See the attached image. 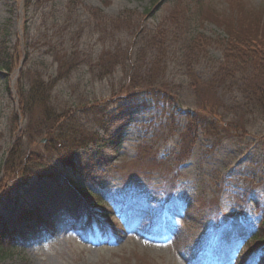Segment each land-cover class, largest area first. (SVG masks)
<instances>
[{"label": "rangeland", "instance_id": "rangeland-1", "mask_svg": "<svg viewBox=\"0 0 264 264\" xmlns=\"http://www.w3.org/2000/svg\"><path fill=\"white\" fill-rule=\"evenodd\" d=\"M80 1L76 15L62 32L57 23L67 13L66 0H46L34 6L24 0H0V45L9 48V59L16 58L13 69L0 60V182L9 181L8 189L0 194V213L22 245L11 247L13 238L6 239L2 232L0 238L7 250L0 248V264H261L264 250L256 261L252 258L257 257L261 245L253 236L261 233L259 224L264 217L263 121L249 125L245 134L235 129L223 132L219 143L200 130L190 154L176 162L180 132L195 106L191 97L140 109L128 99L114 100L110 78L95 79L80 67L68 80H55V95L58 101L72 106L80 96L88 101L96 99L106 121L109 119L107 130L94 128L101 140L76 151L75 184L71 181L84 192L91 187L110 199H101L108 206L102 218L88 208V201L93 202L94 197L85 198L68 179L37 175L22 179L4 168L11 155L14 168L33 151L34 158L57 153L55 138L37 135L35 123L28 124L26 118L12 119L19 107L16 83L21 72L39 65L48 74L55 73L56 62L43 52L42 43H34L37 38L45 31L54 40L63 36V43L68 45L80 36L79 42L98 55L102 43L94 30L96 19L86 8H98L103 19L112 20L129 11L139 17L164 0ZM211 1L213 17L238 13L236 8L264 15V0ZM159 15L151 14L147 26L155 29ZM132 18L137 20L136 15ZM202 30L213 37L226 34L213 19H206ZM210 53L216 58L223 56L215 45ZM197 73L207 80L213 68L203 62ZM122 75L120 69L115 72L116 83ZM9 85L11 91L7 90ZM170 113L172 119L168 121ZM19 133L26 134L21 144ZM135 204L154 207L159 222L135 221L125 227L121 215ZM30 209L41 219L21 216ZM248 240L249 245L256 244L243 258Z\"/></svg>", "mask_w": 264, "mask_h": 264}, {"label": "trees", "instance_id": "trees-1", "mask_svg": "<svg viewBox=\"0 0 264 264\" xmlns=\"http://www.w3.org/2000/svg\"><path fill=\"white\" fill-rule=\"evenodd\" d=\"M45 1L24 0L28 6ZM208 1L164 0L155 9H145L139 17L129 11L112 20L103 19L98 8H86L96 19L94 30L102 43L98 55L79 42L80 36L66 45L61 34V38L54 40L44 31L37 38L38 42L34 43L45 46L43 52L56 62L55 73L48 74L39 65L32 71L21 72L16 83L19 107L13 112L12 119L16 122L26 118L28 124L35 123L33 129L39 133L37 135L49 134L55 138L57 153L53 157L40 155L34 158L33 151L30 157L26 155L14 168V155H11L4 168L12 173L11 176L17 173L22 179L37 175L60 181L66 178L74 183L72 175L76 170V151L101 140L102 136L94 128L107 130L106 122L109 120L106 121L105 112L98 108L96 99L88 101L80 96L74 106L58 101L54 82L68 80L80 67L86 68L95 79L110 78L114 100L128 99L140 109L171 105L185 96L191 97L195 106L188 113L180 132L181 148L174 156L176 162L181 163L190 154L200 130L219 143L223 132L235 129L245 134L249 125L264 122V15L256 12L249 14L235 7L234 11L238 13L229 15L226 12L213 17L209 12L210 8H214L213 3ZM80 3V0H66L67 13L58 20L59 31L65 32ZM154 12L160 13V20L158 26L152 29L147 26L146 19ZM135 15L137 20L132 18ZM206 19H213L222 25L226 34L213 37L203 31ZM213 45L222 49V58L211 55L210 47ZM8 49L1 43L0 60L13 69L16 58H8ZM203 62H208L213 68V74L207 80L197 73V67ZM118 69L123 75L121 81L116 83L114 74ZM7 88L11 91L10 85ZM170 115L172 113L166 116L168 121L172 119ZM25 135L18 134L20 144ZM8 183L0 182L1 195L8 189ZM89 188L85 192L95 199L92 207L104 214L107 208L101 201V192ZM21 216L39 218L32 210H25ZM123 218L127 225L135 221L159 222V214L154 207L136 204L125 210ZM259 230L261 233L253 237H258L257 244L260 242L262 245L259 249L264 250V217ZM2 232H5L6 239L13 238L9 244L11 247L19 246L17 236L8 228L0 213V235ZM3 242L0 238V248L6 251ZM254 244H248V251L241 254L243 258L252 251ZM253 261H256V257H253ZM260 262L264 264V253Z\"/></svg>", "mask_w": 264, "mask_h": 264}]
</instances>
